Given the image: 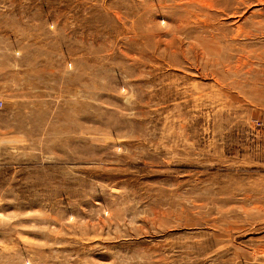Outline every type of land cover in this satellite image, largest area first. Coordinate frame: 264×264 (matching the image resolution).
I'll return each mask as SVG.
<instances>
[{"label": "rangeland", "instance_id": "374dc122", "mask_svg": "<svg viewBox=\"0 0 264 264\" xmlns=\"http://www.w3.org/2000/svg\"><path fill=\"white\" fill-rule=\"evenodd\" d=\"M0 264H264V0H0Z\"/></svg>", "mask_w": 264, "mask_h": 264}, {"label": "built area", "instance_id": "2783aa9c", "mask_svg": "<svg viewBox=\"0 0 264 264\" xmlns=\"http://www.w3.org/2000/svg\"><path fill=\"white\" fill-rule=\"evenodd\" d=\"M0 105H1V100H0Z\"/></svg>", "mask_w": 264, "mask_h": 264}]
</instances>
